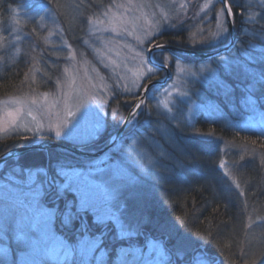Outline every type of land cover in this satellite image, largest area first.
<instances>
[{
    "label": "rangeland",
    "instance_id": "374dc122",
    "mask_svg": "<svg viewBox=\"0 0 264 264\" xmlns=\"http://www.w3.org/2000/svg\"><path fill=\"white\" fill-rule=\"evenodd\" d=\"M243 1L248 20L263 17L264 0ZM222 8L220 0H109L88 17L83 37L71 42L53 9L21 7L14 12L15 18L6 23L9 31L0 33V63L14 59L20 53V43L28 37L21 34L22 23L36 21L42 30L43 45L49 52V55H44L51 65L58 67V72L50 82L48 70L44 72L40 65V55L30 53L28 58L32 64L19 89L0 97V137L18 134L28 137L31 143L55 139L84 148H89L106 126L109 138L112 137L111 132L117 122L123 120L122 110L115 100L123 98L126 101L124 105L135 104L149 80L146 78L150 75L149 68L154 73L151 79L165 75L148 61V50L160 43L156 37L173 29L182 32L190 46L214 47L229 33ZM221 24L227 28L226 33L218 28ZM245 32L259 36L258 31L247 27ZM238 50L235 49L230 56H221L224 67L229 69L231 64L239 65L243 59L238 56ZM160 52L166 58L164 64L170 66L172 63V77L166 85L147 92V111L153 107L163 117L159 124L150 127L155 135L131 139L119 158L107 162L113 154L111 150L114 152L120 147L116 144L92 161L99 166H92L91 161L84 166L60 164L54 175L49 174L46 168L14 166L5 170V178H0V248H6L8 252L6 256L0 255V264H42L47 257L62 260L65 256L62 249L75 243L57 231V218L63 225L72 226L75 220L83 222V217L91 215L92 220L102 227L99 235L107 232L106 239L110 236L129 239L138 234L137 225L124 216L126 201L122 195L156 178L154 170L158 163H162L160 157L167 156L165 144L174 143V125L192 124L199 112H204L209 118L221 114L218 106L206 95L201 96L202 100L193 95L195 91L199 93L202 85L213 91L224 85L209 59L187 62L173 56L172 52L156 51L153 57L160 63ZM242 52L249 60V50L243 47ZM140 84L144 87H137ZM247 109L249 115L241 113L238 119L228 118L227 124L233 128L248 125L264 133V119L258 109L253 103ZM97 123L100 125L98 131L93 127ZM58 129L60 136L56 135ZM105 162L104 166L100 165ZM119 169L126 174L116 175ZM44 170L47 175H43ZM76 170L91 176L93 187L89 189V202L84 201L83 190L77 184L70 183L67 188L62 186L64 181L58 173ZM28 172L39 173L37 184H42V188L34 189L32 195L40 200L47 212L43 219L48 221L49 232L40 233L39 238L33 237L34 222L19 206V201L23 200L20 181L27 179ZM52 187L55 194L65 199L62 211L52 205L60 198L52 197L49 191ZM248 227L259 236L253 240V244L258 246L264 241V217L254 219ZM15 242L19 248L13 260L8 247ZM144 242L145 245L134 247L137 260L143 264H172L161 241L146 238ZM196 254L202 255L208 264H216L202 252Z\"/></svg>",
    "mask_w": 264,
    "mask_h": 264
},
{
    "label": "trees",
    "instance_id": "16d2710c",
    "mask_svg": "<svg viewBox=\"0 0 264 264\" xmlns=\"http://www.w3.org/2000/svg\"><path fill=\"white\" fill-rule=\"evenodd\" d=\"M108 2L109 0H0V33L9 31L5 25L15 18L14 12H18L21 7L42 6L54 10L69 40L77 42L83 37L88 17ZM229 3L237 32L236 45L229 52L208 58L222 77L224 85L216 87L215 91L202 85L199 93H193L201 100L206 95L218 106L221 114L209 118L204 112H199L192 124L172 125L175 142L173 145L165 144L167 156L160 157L162 163H158L154 170L157 172L156 178L149 179L122 195L126 201L124 216L137 225L138 234L129 239L111 236L106 239L105 232L102 236L99 235L102 227L92 220L91 215L83 217V222L75 220L72 226L64 225L69 232L63 231L57 219L55 220L57 231L73 243L84 235L101 237L103 247L109 253L106 264H121L117 259L119 249L126 250L119 253L123 264H143L134 256V247L145 245L146 238L161 241L172 264L180 249L193 254L202 252L216 264H253V261L255 264H264V241L258 246L253 244V240L259 236L248 229L251 221L264 217V133L248 125L233 128L227 124L228 118L238 119L241 113L249 115L247 107L250 103H253L264 119V15L258 20L250 21L246 18L248 13L246 14L243 0L238 3L229 0ZM36 23H22L21 34L28 37L21 41L20 53L14 59H5L0 63V97L19 89L29 65L32 64L28 58L32 52L40 55V65L44 72L48 70L50 82L58 72V67L51 65L44 55H49V52L43 45L40 37L42 30ZM245 27L258 31L260 37L246 33ZM228 39L229 33L216 46L225 44ZM156 40L191 49L205 48L188 45L184 34L173 29L164 31ZM247 40L254 42L253 46ZM243 47L249 50L251 59L248 60L243 55ZM235 49H239L238 56L243 60L238 66L231 64L226 71L220 58L232 55ZM172 55L187 62H201V59L188 55ZM115 101H118L122 113L126 115L131 104L124 105L126 101L123 98ZM162 118L153 107L147 111L144 103L141 114L130 130L127 129L126 138L130 141L146 134L155 135L151 133L150 127L159 124ZM109 135V131L105 130L86 149L102 148ZM28 143H31L29 138L23 135L0 137V155L15 146ZM89 161L62 148L31 150L11 157L0 165V178H5V170L14 166L24 169L46 168L49 174L54 175L55 168L60 164L84 166ZM61 200L64 202V199ZM81 223L84 227L77 232ZM8 248L14 260L19 245L17 246V242L11 243ZM42 264H80V261L66 260L65 256L62 260L47 257Z\"/></svg>",
    "mask_w": 264,
    "mask_h": 264
},
{
    "label": "snow or ice",
    "instance_id": "6c2138e0",
    "mask_svg": "<svg viewBox=\"0 0 264 264\" xmlns=\"http://www.w3.org/2000/svg\"><path fill=\"white\" fill-rule=\"evenodd\" d=\"M221 11L230 15V4H225V7L222 8ZM224 23L227 24L228 21L225 20ZM218 28H222L225 33L227 32V28L224 27L223 24L218 25ZM216 35H219V32H217ZM163 47L164 46L160 44L155 45V49L162 50ZM161 57V64L163 65L164 60L166 59L165 57H163V52L161 54ZM249 59L251 58L249 57ZM225 70L228 71L229 69L226 68ZM148 73L150 75H148L146 78L151 79V74H154L153 69L149 68ZM137 87H144V85L140 84L137 85ZM113 115L115 116L116 113L114 112ZM64 125H66V123ZM93 127L96 131H98L100 125L99 123H97ZM56 135H61V131L59 129L56 131ZM58 174L64 181L62 185L64 188H67L70 183L77 184L83 190L84 201L89 202V189L93 187L91 176H86L79 170H76L74 172L62 171ZM125 174L126 173H124L122 169H119L116 172V175L118 176ZM38 175L39 173L28 172L27 179L24 181H20V184L22 185L23 200L19 201V206L24 209V212L34 222L32 234L35 238H39L40 233L47 234L49 232L48 221L43 219V217L47 216V212L45 211L44 206L41 205L40 200L32 195V191L34 189L42 188V184H37ZM43 175H47L46 170L43 171ZM24 189H26L27 191H23ZM117 251V259L121 261V264H123V261L119 257V253L125 252L126 250L119 249ZM7 252L8 249L0 248V255L6 256ZM62 252L64 253L66 260L78 259L80 261V264H106V260L109 255L108 250L103 247L102 239L87 235L80 237L75 244L66 245L62 249ZM174 264H208V261L202 255L189 253L184 249H180Z\"/></svg>",
    "mask_w": 264,
    "mask_h": 264
},
{
    "label": "water",
    "instance_id": "95a60500",
    "mask_svg": "<svg viewBox=\"0 0 264 264\" xmlns=\"http://www.w3.org/2000/svg\"><path fill=\"white\" fill-rule=\"evenodd\" d=\"M223 4V7H225V4H229L228 0H220ZM226 18H227V25H228V29H229V33H230V37H229V41L224 44V45H220V46H216L213 48H210L209 50H195V49H191L188 47H180V46H176V45H172V44H160L163 47L162 50H166L172 53H180V54H184V55H188V56H192L194 58L197 59H208V58H212L214 56H218L221 55L223 53L229 52L233 49V47L236 45L237 42V32L235 30L234 24H233V20H232V13L230 15H228L226 13ZM159 49H155V46H152L149 50H148V61L149 63L156 67L159 70H164L165 75L162 79L160 80H154L150 83H148L147 85H145V87L142 90L141 96L139 98L138 101V106H137V110L139 108L142 107V105L144 104L146 97H147V92L148 89L153 86V85H157L160 84L161 86H164L167 84V82L171 79L172 77V71H171V66L164 64L163 65L160 62H157L154 57H153V53L155 51H157ZM161 50V49H160ZM136 110V111H137ZM130 116H128V118L124 121V123L121 125L120 130L118 131V135L117 138L121 137V135L124 133L125 127L127 126V122L129 120ZM115 139V140H116ZM114 143V141H109L104 147H102L101 149L98 150H94V151H87L84 149V147H78L75 145H69V144H65V143H60L54 140H43L34 144H30V145H23V146H19V147H15L10 149L9 151L5 152L4 154L0 155V164H2L4 161H6L7 159L11 158V157H15L18 156L20 154H23L27 151H31V150H48L50 148H62V149H66L72 153H75L81 157L84 158H95L101 154H103L106 150H108L110 147H112V144ZM59 222V221H58ZM59 227L65 231V232H69L63 225H61L59 223ZM70 233H74V232H70Z\"/></svg>",
    "mask_w": 264,
    "mask_h": 264
},
{
    "label": "bare ground",
    "instance_id": "6f19581e",
    "mask_svg": "<svg viewBox=\"0 0 264 264\" xmlns=\"http://www.w3.org/2000/svg\"><path fill=\"white\" fill-rule=\"evenodd\" d=\"M226 14V13H225ZM226 20H227V18H226ZM232 20H233V15H232ZM233 24H234V20H233ZM235 27V26H234ZM235 30H236V28H235ZM158 44H163V43H158ZM164 44H167V43H164ZM172 45H174V44H172ZM210 49V47H205V48H198V49H195V50H209ZM157 51H164V50H157ZM156 52V51H155ZM177 54H180V53H177ZM217 56V55H216ZM216 56H214V57H216ZM219 56V55H218ZM192 57V56H191ZM158 62V61H157ZM164 77V76H163ZM162 77V78H163ZM162 78H160V79H162ZM160 80V79H158V78H153V79H149L147 82H146V84L145 85H147L148 83H150V82H152V81H154V80ZM161 87V85L160 84H157V85H153V86H151L149 89H148V91L149 90H151V89H154V87ZM141 93H142V91H141ZM138 101H139V99L136 101V103L135 104H131L130 106H129V109H128V111H127V113H126V115H124L123 114V120H122V122L121 121H119V122H117V124H116V126L114 127V130H112V132H111V135H112V137H110L109 138V140L107 141V142H109L110 140L111 141H114V143L112 144V147H110L108 150H106L103 154H105L107 151H109V150H111L116 144H118V145H120V147L117 149V150H114V152L111 150V152L113 153L112 155H111V157H110V159L107 161V162H110V161H114V160H116V158H119V156H120V154H121V152L123 151V149L128 145V143H129V141H128V139L126 138V131H127V129L128 130H130L129 128L132 126V124L133 123H135V119L138 117V115L139 114H141V108H139L138 110H137V104H138ZM137 110V111H136ZM128 116H130V118H129V120H128V122H127V126L125 127V130H124V133L121 135V137H119L118 139H116L117 138V135H118V131L120 130V127H121V125L124 123V121L128 118ZM120 122H121V124H120ZM105 130L106 131H109V128H108V126H106L105 127V129H104V131L101 133V134H103L104 132H105ZM140 130H142V129H140ZM142 131H145V130H142ZM146 132V131H145ZM100 134V135H101ZM116 139V140H115ZM134 139V138H133ZM45 140H47V139H45ZM52 140V139H51ZM54 141H57V142H60L61 143V141H58V140H55V139H53ZM174 142H175V140H174ZM35 143V142H34ZM34 143H28V144H22V145H19V146H23V145H30V144H34ZM37 143V142H36ZM107 144V143H106ZM105 144V145H106ZM104 145V146H105ZM19 146H15V147H19ZM103 146V147H104ZM15 147H13V148H15ZM78 147H83V146H78ZM12 149V148H11ZM85 150H87V151H94V150H89V149H86V148H84ZM101 149V148H100ZM96 150H98V149H96ZM4 154V153H3ZM73 154H75V153H73ZM103 154H101V155H103ZM2 155V154H1ZM75 155H77V154H75ZM101 155H99V156H101ZM79 156V155H78ZM99 156H97V157H95V158H85V159H89L90 161H91V163H92V161L93 160H95L96 158H98ZM79 157H81V156H79ZM82 158H84V157H82ZM107 162H105V163H102V164H100V165H102V166H104ZM92 166H99V164H97V163H92ZM50 192H52V197H56V200L60 197L58 194H55V192H54V188L52 187L50 190H49ZM53 199H55V198H53ZM61 199H64L63 197H60L59 198V200L58 201H56V203H52V205L53 206H55V207H58L59 209H60V211H62V210H64V208H65V202H63ZM64 201H65V199H64ZM50 205H51V203H50ZM58 221H59V223L61 224V225H63L62 224V222H61V220H60V218L58 219ZM64 226V225H63ZM83 229V227H82V225L80 224L79 225V227L77 228V232H80L81 230ZM105 233L107 234V232L105 231ZM174 258V260H175V257H173Z\"/></svg>",
    "mask_w": 264,
    "mask_h": 264
}]
</instances>
